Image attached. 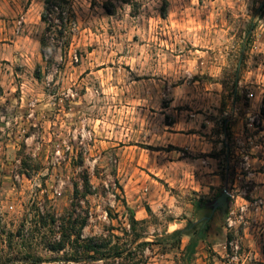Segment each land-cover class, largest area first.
I'll return each instance as SVG.
<instances>
[{
    "label": "rangeland",
    "instance_id": "obj_1",
    "mask_svg": "<svg viewBox=\"0 0 264 264\" xmlns=\"http://www.w3.org/2000/svg\"><path fill=\"white\" fill-rule=\"evenodd\" d=\"M46 1L0 0V264H264V0Z\"/></svg>",
    "mask_w": 264,
    "mask_h": 264
},
{
    "label": "trees",
    "instance_id": "obj_2",
    "mask_svg": "<svg viewBox=\"0 0 264 264\" xmlns=\"http://www.w3.org/2000/svg\"><path fill=\"white\" fill-rule=\"evenodd\" d=\"M69 8V12L72 15L71 9H70V2L68 0H47L46 1V12L48 15L53 16V14H58L59 19L65 23V18L64 14L66 13V9ZM264 10V6H263ZM164 18L167 17L166 13L163 15ZM44 22L48 23L50 19L48 17H44ZM52 26L50 25L48 27V35L52 33ZM60 36L62 38H66V34H68V27L63 24V30L59 32ZM54 40L50 36H47L43 41H42V54L46 58L52 54V51L57 50V46L51 44V41ZM66 46H68V43H65ZM52 49V51L50 50ZM198 210H202L204 208H207V205L205 204H198L196 206ZM134 223L136 221L134 220ZM208 225H209V220L205 219L201 224L196 225L194 223H191L188 228L183 229V230H178L174 232L171 237H175L178 241L179 244L182 243V239L186 236H191V243L188 247V251H190L191 255L196 254L197 247L199 246L200 242H204L206 240V233L208 230ZM193 231V232H192ZM78 239H81L79 237ZM86 243L85 251L84 253L86 254V260H91L92 262H97V261H103L105 260H118V259H124L125 258V253L127 251H115V252H110V253H104L102 250V247L98 245L94 240H89ZM66 243L65 241L61 242L59 247H57L56 250H63L65 249ZM130 254H133L131 252ZM135 254V253H134Z\"/></svg>",
    "mask_w": 264,
    "mask_h": 264
},
{
    "label": "crops",
    "instance_id": "obj_3",
    "mask_svg": "<svg viewBox=\"0 0 264 264\" xmlns=\"http://www.w3.org/2000/svg\"><path fill=\"white\" fill-rule=\"evenodd\" d=\"M181 163H179L177 166H179ZM127 188V187H126ZM140 191L144 190L143 186L140 187L139 189ZM160 206H163V203L159 204V203H149L148 206L142 204V203H135L133 205L130 204V207L132 209H134L135 213H136V217L138 219L144 220L147 216H148V208L151 211H158V209L160 208Z\"/></svg>",
    "mask_w": 264,
    "mask_h": 264
},
{
    "label": "water",
    "instance_id": "obj_4",
    "mask_svg": "<svg viewBox=\"0 0 264 264\" xmlns=\"http://www.w3.org/2000/svg\"><path fill=\"white\" fill-rule=\"evenodd\" d=\"M230 193L227 189L223 190L221 197L217 199V201L213 204V212L215 213L217 210H221V213L224 217L227 216V211L229 208ZM210 220V218H208Z\"/></svg>",
    "mask_w": 264,
    "mask_h": 264
}]
</instances>
